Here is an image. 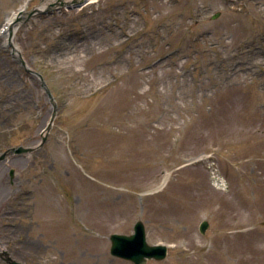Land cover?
<instances>
[{
  "label": "rangeland",
  "instance_id": "1",
  "mask_svg": "<svg viewBox=\"0 0 264 264\" xmlns=\"http://www.w3.org/2000/svg\"><path fill=\"white\" fill-rule=\"evenodd\" d=\"M56 1L0 0V153L41 141L38 74L58 107L0 162V264H133L139 220L147 264H264V0Z\"/></svg>",
  "mask_w": 264,
  "mask_h": 264
},
{
  "label": "water",
  "instance_id": "2",
  "mask_svg": "<svg viewBox=\"0 0 264 264\" xmlns=\"http://www.w3.org/2000/svg\"><path fill=\"white\" fill-rule=\"evenodd\" d=\"M88 2V0H73L71 3H64L63 1H59L58 3H54L50 6V8L59 6V7H67V8H81L83 5H85ZM36 12H40V10L32 11L28 14V16H32ZM217 15H214L213 18H216ZM39 78L41 79L43 83V87L46 90V93L48 97L51 100V103L53 105V113L51 120L47 124V126L44 128V132L42 134V142L38 145V147L42 146L46 140L47 136L53 126V122L56 117L57 113V104L55 103V100L53 98V95L50 91V89L47 87V85L44 82V79L41 75H39ZM37 147H25V146H19L17 148H11L7 150L6 152L0 154V162L4 161L9 155L11 154H17L22 155L26 153L33 152ZM12 175H13V171ZM209 224L208 222H203L201 225V232L205 233L207 230ZM135 233L132 235H123V234H113L110 237L111 240V254L113 256L130 260L134 262L135 264H146L147 259H156V260H163L167 256L168 249L164 245H156L151 246L147 242L146 232H145V226L143 222L138 221L135 224L134 227ZM8 264H24L20 263L14 260L8 259Z\"/></svg>",
  "mask_w": 264,
  "mask_h": 264
},
{
  "label": "bare ground",
  "instance_id": "3",
  "mask_svg": "<svg viewBox=\"0 0 264 264\" xmlns=\"http://www.w3.org/2000/svg\"><path fill=\"white\" fill-rule=\"evenodd\" d=\"M59 1H63L64 3H71L73 0H57L56 3L59 4ZM97 0H88V3L87 4H90V3H94L96 2ZM43 9V8H41ZM26 13V10L24 7H22L17 13H15L12 17L9 18V20L7 21V26H11L15 19H19L21 16L25 15ZM9 31H6L5 34H7ZM168 179V176L166 177L165 181H167ZM219 183V182H218ZM221 185V183H219Z\"/></svg>",
  "mask_w": 264,
  "mask_h": 264
}]
</instances>
